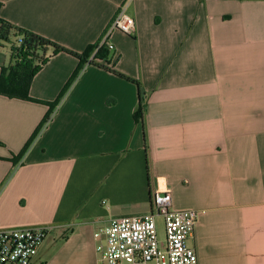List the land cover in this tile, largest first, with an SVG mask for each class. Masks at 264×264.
Segmentation results:
<instances>
[{
	"label": "crops",
	"instance_id": "obj_1",
	"mask_svg": "<svg viewBox=\"0 0 264 264\" xmlns=\"http://www.w3.org/2000/svg\"><path fill=\"white\" fill-rule=\"evenodd\" d=\"M0 18L83 52L113 31L116 70L83 69L23 159L46 104L0 95V230L51 226L34 264H97L94 232L154 211L156 178L173 207L201 211L198 264H264V0H0ZM10 49H0V76ZM50 55V54H49ZM79 61L52 56L31 98L57 99Z\"/></svg>",
	"mask_w": 264,
	"mask_h": 264
},
{
	"label": "built area",
	"instance_id": "obj_2",
	"mask_svg": "<svg viewBox=\"0 0 264 264\" xmlns=\"http://www.w3.org/2000/svg\"><path fill=\"white\" fill-rule=\"evenodd\" d=\"M135 19L125 7L116 14L103 41H110L113 31L131 35ZM154 211L146 215L111 219L94 232L97 264H198V254L189 245L201 211L173 207V187L164 176L156 178ZM163 219L164 238H160L157 219ZM51 226L0 230V264H34L41 246L52 232Z\"/></svg>",
	"mask_w": 264,
	"mask_h": 264
},
{
	"label": "trees",
	"instance_id": "obj_3",
	"mask_svg": "<svg viewBox=\"0 0 264 264\" xmlns=\"http://www.w3.org/2000/svg\"><path fill=\"white\" fill-rule=\"evenodd\" d=\"M108 29L97 42L89 45L83 52H77L47 37L16 26L0 18V47L9 46L10 49L9 62L1 71L0 95L8 98L39 102L49 107V111L43 122L36 129L23 150L17 155L13 154L9 159L14 165H17L23 159L35 139L49 123L53 113L59 107L83 69L87 66H97L134 83L139 91V100L134 113V119L137 123L144 122L147 110L144 90L139 81L116 70V62L113 61L114 58L110 55L108 43L103 41ZM60 53L70 55L79 61L75 72L55 101L43 102L31 98L30 87L33 78L47 64L52 56Z\"/></svg>",
	"mask_w": 264,
	"mask_h": 264
},
{
	"label": "rangeland",
	"instance_id": "obj_4",
	"mask_svg": "<svg viewBox=\"0 0 264 264\" xmlns=\"http://www.w3.org/2000/svg\"><path fill=\"white\" fill-rule=\"evenodd\" d=\"M3 48L9 49V46H5V47H0L1 50H3ZM158 222V226H159V235L160 238H164V227H163V219L160 217L157 219Z\"/></svg>",
	"mask_w": 264,
	"mask_h": 264
}]
</instances>
